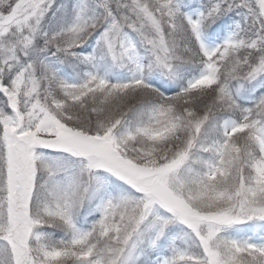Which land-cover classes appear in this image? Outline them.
<instances>
[{"label": "snow or ice", "instance_id": "1", "mask_svg": "<svg viewBox=\"0 0 264 264\" xmlns=\"http://www.w3.org/2000/svg\"><path fill=\"white\" fill-rule=\"evenodd\" d=\"M0 264H264V0H0Z\"/></svg>", "mask_w": 264, "mask_h": 264}]
</instances>
